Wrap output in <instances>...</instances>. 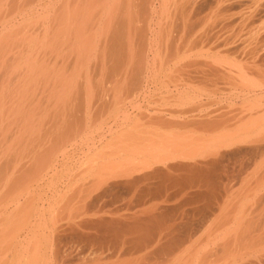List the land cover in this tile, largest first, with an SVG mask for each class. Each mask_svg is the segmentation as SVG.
<instances>
[{"label": "rangeland", "instance_id": "rangeland-1", "mask_svg": "<svg viewBox=\"0 0 264 264\" xmlns=\"http://www.w3.org/2000/svg\"><path fill=\"white\" fill-rule=\"evenodd\" d=\"M95 1L98 2V0ZM111 4H114L113 0L110 1ZM139 4L138 0H120L116 12L113 11L114 13L110 15L107 5L108 10H105L107 15L104 14L106 18L100 23L97 22L99 17L96 18L92 55L93 104H85L84 89L81 91L80 104H38L40 101L47 102L50 99L58 76L53 70L38 73L35 78L38 80L35 83L34 80L29 88L19 90V94L28 95L24 104H0V184L3 186L2 190L0 189V194L2 193L0 201L4 207L6 202L10 204L15 199L16 201L12 203L18 204L20 200L22 204L20 206L25 207L23 210L31 213L22 211L27 216H24L27 221L24 224L17 219L18 217L9 218L8 220L12 219L7 220L11 222L10 225L4 217L0 218V230L2 229L0 232L4 230V234L0 233V236L4 235L0 237V264H10V262L15 264L19 257L18 253L22 256L20 261L24 263L23 258L29 253L28 250L32 248L33 251L36 250L34 244L37 246L39 244L42 250L41 256H45L46 253V257L53 263L55 260L52 259L58 249L62 248L66 251L72 248L74 257L70 256V261H67V258V264H86L85 261L90 264L89 260L94 262L93 259L95 260L93 264H159L157 261L160 258L159 261L162 262L164 258V264H168L171 259L168 246L172 244L169 248L173 257L177 255V252L180 254L181 252L177 250L182 242L187 241L185 233L195 234L190 245L188 241L186 244L191 246L194 243L196 246H193L195 248L193 252L185 253L189 256L192 252L190 264H264V155L261 159L258 156H254L255 158L242 156L243 160L238 155L245 147L222 148L219 154L218 150L216 152L215 148H211L212 144L209 146V142L208 144L202 142L203 137L210 136L211 133L216 136L214 134L217 131H212L220 123L216 126V121L210 126L208 116L216 114V111L219 114L221 110L224 120L223 117L220 120L226 121L228 111L229 116L233 115L230 118H234L237 111L239 114L241 110H246L248 104L247 106L242 103L229 104L225 100L226 103H224L223 99L218 100L222 104L216 103L217 100L216 102L213 100L215 104L203 100L209 104L205 102L202 104L201 99H198V103L195 100L193 104L194 100L191 102L188 99L193 94H188V97L185 89H183L184 92L180 90L181 96L178 95L173 84V74L168 67L171 56L164 51L167 45L164 48L165 43L163 42L162 47V42L161 44L160 41L158 42L159 48L160 45L164 48L162 54L160 51V56L167 53L165 57L161 58L158 55L159 59L156 58V60L153 56L144 57L143 50L146 47H143L141 40L143 34H139L140 39L137 32L143 27L140 23L143 18L139 15ZM166 40V44L170 45V41ZM132 44H135L137 52L135 56L128 52ZM140 46L142 49L139 48ZM58 73L62 74L60 71ZM83 75L81 71V83L85 80ZM32 91H34L33 94ZM32 100L36 104H30ZM240 108L241 110H238ZM230 118V121H226V125L229 124L228 121L231 122ZM205 119L209 122L208 126L215 129H205L208 128L202 124V122L207 123ZM200 124L202 127L199 126ZM222 125L226 127L225 122ZM203 127L205 131L208 130L211 133L204 132ZM209 136L208 140H211L213 136ZM204 141L206 142V138ZM64 152L66 154H63ZM250 161H253L252 166L247 165ZM248 167L251 168L250 171ZM249 175L253 178L251 179L253 181L251 195L255 194L256 198L254 195L247 201H240L243 199L244 191L249 189L247 185ZM70 178L72 179L69 182ZM100 180L102 182H99ZM83 182H91L90 184L93 185L95 183L94 191L91 190L92 185L83 186ZM8 185H11V188ZM222 186H226L227 194ZM86 189L91 191L88 192ZM9 192L13 194L10 195ZM83 193L88 194L90 198L85 197ZM7 195L10 198H6ZM83 214H89L87 218L85 217L87 221H84ZM24 217H21L22 220H25ZM1 219H4L3 223L6 221L8 224H3ZM15 219L20 221L19 225L23 224L25 227L27 224L26 228L20 226L22 230H25H21L23 233L18 227L15 229L18 234L15 230L13 232L12 222ZM54 219L59 221L60 225L66 226L72 221L73 223H70L71 226L62 228L66 232L63 230H60L58 234L52 232L53 238L48 240L51 236V227L58 223ZM28 221L33 223L32 228L30 227L32 224L29 225ZM53 222L55 224L51 225ZM75 225L80 227L77 228ZM72 226L73 228L70 229L69 227ZM13 227L15 228L16 224ZM170 228L183 231L176 232L177 242L172 240V243L163 239L161 241L166 240V243H162L159 236L163 235L162 233H168L167 230L171 231ZM28 230H34V233ZM35 233H37L34 235L36 240L33 241L32 234ZM44 235L48 237H43ZM179 235H182L181 238ZM57 236L58 239H56ZM26 239L32 240L29 242H33L34 247ZM6 240H9V243L8 241L6 243ZM58 242L60 248L57 246ZM158 243L163 244L162 247ZM26 244H29V249ZM36 251L39 253L40 249ZM179 254L176 256L178 259L176 257L175 259L180 262L179 264H183L184 261L181 263V259L187 256L182 253L180 257ZM44 256L39 258L42 259ZM176 260H174L175 264H178Z\"/></svg>", "mask_w": 264, "mask_h": 264}, {"label": "bare ground", "instance_id": "bare-ground-1", "mask_svg": "<svg viewBox=\"0 0 264 264\" xmlns=\"http://www.w3.org/2000/svg\"><path fill=\"white\" fill-rule=\"evenodd\" d=\"M110 1L111 0H100V1L98 0V2H96L95 0H0V104H24L25 100L28 98V95L19 94V90H21L22 88L24 90L29 88L31 83L34 80H35L34 83L38 80V79H35L36 75L38 73H41V72L46 73V71H48V70H53V71L57 72L58 76L56 77V84L53 87V90H52L51 95H50V99L47 102L40 101L38 104H80L81 91L83 89H84L83 93H84L85 104H93V87H92V69H93L92 60H93V57H92V55H93V48H94L93 45H94V38H95V36H93V34H94L93 31L95 28L94 27L95 23L96 24H97V22L100 23V21L102 19L106 18L105 16L107 14L105 13V10H108L106 8L107 5L109 8L110 15L112 13H114L113 11H115V12L117 11L116 10L118 7L117 5L120 2V0H113L114 4H111V5H110ZM138 2L140 3L139 4L140 7H138V8H140V11H139L140 14L139 15H141V18H143V20H141V22H140V23H142V25L141 24L140 25L143 27L139 28L141 31L138 30L137 32H138V35L143 34L142 39H141V35H139L140 36L139 38L142 40L143 47H146L145 50H143L144 54H145L144 57L147 56L149 58L150 56H153V58H155V60H156V58L159 59L160 51L162 54V51L165 48V45H167V47L170 46L168 49V50H170L171 44H172L171 51H173V52H171V51H170L171 53L168 52V50H166L167 47L164 49V51H167L168 56L169 55L171 56V57H169V59H171V62H170V65L168 67H169V70H171L170 71L171 74H173V76H172L174 79L173 84H175V89H176V91H178L177 92L178 95L181 94L180 90H182L184 92L183 89H185V92L186 91L188 92V93H186L187 96H188V94H193V95H190V97L188 96L189 97L188 99L191 100V102H193L192 100H194L193 104H195L196 101H197L196 103H198V101L200 99L202 100L201 101L202 104H205V103L209 104V102L211 104H215V103H213V100H215V102H216V100L218 101L220 99H223V101L225 100L229 104L242 103V104H245L246 106L248 104L247 107L245 106L246 110H241V108L238 109L241 111L239 114H238V111H237V113L235 112L236 115L234 118H230V116H233V115L229 116V114H228L229 111L227 110L228 111V113H227L228 116H226V117H228L227 120H229V118L231 119V122H229L230 120L227 122V123H229L228 125H226L227 120L223 121L224 116L221 115V114H223L222 112L220 113L221 110L219 111L220 115L217 114V111H216V114L214 113L215 115L211 112L213 115L211 114L212 116L207 117V119L210 120V123L207 122L206 119H205L206 121L205 120L204 121L207 123L204 124L202 122V124L208 128L203 127L202 129L203 130H204V128L205 129H209V128L215 129V127H209L208 123H209V125L211 124L210 126H212V124L216 123V121H217V124H215L216 126L218 125L219 122L222 124H223V122H225L226 127H224V125L219 123V125H218L219 127L218 126H217L218 128L216 127V129H218V130L215 129L214 131H212V132L217 131V132H215V134L213 133L216 136H213L211 131H208V130L205 131L204 130V132H209L207 134L211 133L210 136L211 137L213 136L211 139L212 141L208 140L209 135H207L206 137H203V141L201 139L200 140L203 143H207V144L209 142L210 143V144H208L209 146H211V144H212L211 148H215V151L218 150L219 154H220V151L223 150L222 148L228 149L229 147L234 146L233 148H235V146H237L239 148L245 147V149H242V151H240L241 153H239V155H238L239 157H242V156H244V157L245 156H253V157L258 156L261 159V157L264 155V0H138ZM97 12H99V13H97ZM104 14H105V16H104ZM110 15L108 14L109 18H110ZM97 16L99 18L97 19L98 21L96 22ZM105 22H107V20ZM164 22H166V23H164ZM162 33H163V35H162ZM166 37H168V38H166ZM139 38H138V40H139ZM159 39H162L163 41L159 40ZM165 39H168V41H170L169 44L170 43L171 44L170 45H168V43L166 44L167 40L165 41ZM158 42L160 44L162 42V47H163V42L165 43L164 48H162L160 45V48H162V50L159 48ZM144 44L145 45L147 44V46H144ZM157 46L159 49L157 48ZM129 47H128L129 48L128 52H130V54L132 53L133 56H135L137 54V52L135 50V44H132V46H129ZM141 47L142 46H140L139 48H141ZM139 52H141V51H139ZM140 54H142V53H140ZM165 55L160 56V57L161 58L165 57ZM144 60H146V59H144ZM133 66H135V65H133ZM140 69H141V67H140ZM58 71L62 72V74L58 73ZM81 71L84 73L83 76L85 77V80L83 83L80 82ZM185 75H186V77H185ZM33 93H34V91H32V94ZM29 98H30L29 99V102H30L31 97L29 96ZM203 100H206V101L208 100L209 102H205ZM225 101H224V103H226ZM216 103L222 104L219 101ZM30 104H36V102L32 100ZM251 104H253V105H251ZM249 105H251V106H249ZM193 108H194V106H193ZM189 112H190V110H189ZM217 115H219V116H217ZM224 115H226V114L224 113ZM213 116L214 117L217 116V117L213 118ZM209 117H210V119H209ZM221 117H223V120H220V119H222ZM211 118H212V121L215 119V121H213V123L211 121ZM191 123H193V122H191ZM202 124H200L199 126L202 127ZM172 125H174V124H172ZM179 128H180V126H179ZM181 128H182V126H181ZM192 129H193V126H192ZM210 130H212V129H210ZM205 138H206V142L204 141ZM185 140H186V137H185ZM192 140H193V138H192ZM196 140H194V141H196ZM188 145H189V142H188ZM93 146H94V144H93ZM21 148L23 149L24 147L22 146ZM133 148H134V146H133ZM63 154H66V153L64 152ZM63 156L65 157L66 155H63ZM221 157H223V156H221ZM234 157H236V156H234ZM244 157H242L243 160H244ZM253 157H252V159H253ZM243 162H246V161H243ZM251 162H253V161H250L249 164H247V165L252 166L253 164L251 165ZM65 164H66V162H65ZM249 167H248V170L250 171L251 168L249 169ZM35 170H37V169H35ZM145 170H147V169H145ZM49 171L50 170H48V172ZM57 172H59V171H57ZM54 173H56V172H54ZM96 174H94V175H96ZM51 175H53V174H51ZM99 175H100V173H99ZM59 176H60V174H59ZM253 177H254V174H253ZM71 179L72 178H70L69 182L71 181ZM251 179H253L251 176L249 179H247V181L249 180V182L247 184L249 189L247 187L246 190L248 189V191H244L245 193L242 194L243 199H241L239 196V199H241L240 201H242V200L247 201L248 198L250 199L252 196L254 197L255 194L251 195V192H252L251 188H252V182H253V181H251ZM87 182H83L84 183L83 186L92 185L91 190L94 191V188L96 187V186L94 187L95 183L93 185V184H90L91 182H89V183H87ZM99 182H102V181L100 180ZM86 183H87V185H86ZM52 185H53V183H52ZM0 186H1V184H0ZM4 186H6V184ZM226 186H224V187L222 186V187H223V190L225 188L224 191L227 194ZM2 187L3 186H1L0 189ZM9 187L11 188V185ZM14 187H15V185H14ZM29 187H27V188H29ZM83 188H85V187H83ZM227 188H228V186H227ZM3 190H5V189H3ZM91 190L89 189V191H91ZM10 191L13 192L14 190L13 191L10 190ZM86 191H88V190L86 189ZM3 192H5V191H3ZM84 192H85V190H84ZM86 193L85 194L83 193V194L85 195V197H88L87 196L88 194L86 195ZM253 193H254V191H253ZM9 194L12 195L13 193L11 194L9 192ZM19 194H20V192H19ZM8 195L5 197L10 198ZM16 195H17V193H16ZM16 197H14V198H16ZM0 198H1V196H0ZM18 198H20V197H18ZM88 198H90V197H88ZM255 198H256V195H255ZM14 200L13 201L11 200V201L14 202ZM234 200H235V198H234ZM5 201H6V199H5ZM12 202L10 204L8 202H6V203H4L5 206L2 207L3 204L0 201V204H1L0 207H2L0 209V218L4 217V219H6V221H7L9 218L18 217L17 219L21 220L23 222V224L27 223L26 218H25L27 216H25L26 215L25 213H27V214H31V213L26 212V210H23L25 207L22 208L20 206V204H21L20 200H19V202L17 201L18 204H15L16 202L15 203H12ZM31 203H33V202H31ZM260 205H259V207H261ZM20 209H21V213H20ZM22 211H24L25 213H23ZM57 212H59V211H57ZM222 213H223V211H222ZM20 214H22V215H20ZM85 215L83 214L84 219H85L84 221H87L86 218H87V216H89V214L88 215L85 214ZM19 216H20V219H19ZM21 217L22 218L24 217L25 220L24 219L23 220L26 222H24ZM28 218H29V216H28ZM59 218H61V217H59ZM59 218H58V220H59ZM4 219H1L2 223H3ZM17 219H15L16 223H15V221L12 222L13 226H15V224H16L15 228L12 226L13 232L15 229H17V227L20 229V232L25 231V230L21 229V227H24V225L23 224H22L23 226L19 225L21 223H19L20 221H18ZM10 220H12V219H10ZM10 220H8V221H10ZM28 220H30V219H28ZM34 220H35V217H34ZM54 220H56V219H54ZM6 221L4 223L8 222V221L7 222ZM79 221H81V220H79ZM30 222H31V220H30ZM57 222L58 223H56V224L54 222H53V224H51V225H54V224L55 225L53 227L50 226L52 228L51 229L52 231L50 230L52 237L47 234L48 236H50L49 237L50 239L48 238V240H51V238H53L54 233L58 234L60 230L64 231V229H62V228L66 227V226H71L70 223H73V221H72L65 226L62 224L60 225L59 221H57ZM10 223H9V225H10ZM40 223H41V221H40ZM28 224L29 225L32 224L30 227L31 228L33 227V223H29V221H28ZM35 224L37 225V223H35ZM35 224H34V226H35ZM77 225H78V223H77ZM77 225H75V226L77 227ZM26 226H27V224H25L24 228H26ZM143 226H145V225H143ZM44 227H45V225H44ZM78 227H80V225ZM168 227H170V226H168ZM69 228L72 229L73 226L69 227ZM170 229H171V231L167 230L168 233H165V234L162 233L163 235L159 236V238L161 237L160 241L163 239H167V241L173 243L172 240H174V241L176 240V234H177L176 232L183 231V230L179 231L178 228H176L178 230H175V228H170ZM172 229H174V230H172ZM34 230H35V228H34ZM34 230H31V231L28 230V232L34 233ZM160 230H162V229H160ZM63 231H61V233ZM3 232H4V230H3ZM6 232L8 233V231H6ZM9 232H11V231H9ZM15 232H17V230H15ZM52 232H53V234H52ZM64 232H66V231H64ZM162 232H163V230H162ZM188 232H189V229H188ZM30 233H29V235H31ZM17 234H18V232H17ZM39 234H40V232H39ZM259 234H260V232H259ZM32 235H33V239L31 237L30 238L33 241H34V239L36 240V236L34 238V235H37V233L32 234ZM194 235H192L191 233H185V238L189 243L187 241L182 242L180 245L177 243L179 245V247L177 246L178 250L176 248L175 249L177 251L181 252L180 254H182V253L185 254L186 252L189 254L190 251L195 250L194 247H196V246H194V243H192L191 246H189L190 243L192 242V238L194 237ZM2 236H4V235H2ZM2 236H0V237H2ZM17 236L18 235H16V237ZM58 236L56 239H58ZM181 236L182 235H179L180 238H181ZM241 236H242V234H241ZM16 237L14 236V238H16ZM43 237H46V235H44ZM54 237H56V236H54ZM17 238H16V240H17ZM27 238H28V236H27ZM22 239H24V237ZM144 239H145V237H144ZM32 240H27V241L30 245L32 244V247L36 246L35 247L36 250L40 249V252L38 253V251H36V250L33 251L32 250L33 248L31 247L32 249H30V251L28 250L29 253L25 254V257L23 258L24 263H22L20 261L22 256H21V254L18 253L19 257L20 256L21 257H20V259H19V257H18V259L16 258L17 262L15 264H17V263L18 264H44V263L52 264L53 261H51V259H48V257H46V253H45V256L43 255L44 258H42V259L39 258V257H43V256H41L42 250H41L39 244L37 246L33 242L32 243L29 242ZM3 241L5 242V239H3ZM3 241H1V242H3ZM7 241L9 243V240H6V243H7ZM56 241H58V240H56ZM160 241H158V242H160ZM165 241H163V242L166 243ZM178 241H180V240H178ZM175 242H177V240ZM35 243L37 244V241ZM56 243H55V246H56ZM60 243H61V241H60ZM141 243L142 242H140V244ZM147 243H148V241H147ZM187 243L189 245H186ZM20 244H22V243H20ZM29 244H26V245L29 246ZM33 244H34V246H33ZM58 244H59V242H58ZM158 245H159V243H158ZM161 245H163V244H160L159 246L162 247ZM166 245H165V247L168 246V245L167 246ZM171 245L172 244H170L169 246L171 247ZM57 246H58V248H60L59 247L60 244ZM57 246H56V248H57ZM169 246H168V249L171 252V249L169 248ZM1 247H3V246H1ZM24 247H26V246H24ZM174 247H175V244H174ZM29 248H30V246L28 247V249ZM56 248H54V250L58 249V248L57 249ZM63 249H66V248L63 247ZM71 249L63 251L61 248V249H58L57 252L51 251L53 253L56 252L55 257L52 256L53 253L51 254V256L53 257L52 260H55L53 264H67L68 262H66V259L68 258L67 261L68 260L70 261L69 257L72 255L74 257V253L72 252ZM157 249H159V248H157ZM172 249H173V247H172ZM162 250H164V249H162ZM166 252H167V250H166ZM170 252H169V254H170L171 259H169V257H168L169 261L166 258L165 259L169 263L173 262L175 264V261H174V260H176L175 257L179 253L177 252V255L175 257H173L172 253H170ZM192 252L189 255L190 257L185 254L187 257L184 256L185 258L183 257L181 259V263L184 261L183 264H190L191 258H192V255H191ZM42 254H44V253H42ZM165 254L167 255L168 253H165ZM121 255H123V254H121ZM171 256L174 258L173 260H172ZM181 256L182 255H180V257ZM80 257H81V254H80ZM180 257H179V259H180ZM163 259H162V262L159 260L157 262L159 264H161V263L164 264L165 261H163ZM101 260H103V259H101ZM142 260H143V258H142ZM218 260H219V258H218ZM6 261L8 262V260H6ZM72 261H73V259H72ZM93 261L95 262L94 259H93ZM3 262H4V260H3ZM85 262H87L86 264H88V261H85ZM89 262H91L90 264L94 263L90 260H89ZM101 263H104V262H101ZM179 263L180 262H178V264ZM1 264H4V263H1ZM10 264H11V262H10Z\"/></svg>", "mask_w": 264, "mask_h": 264}]
</instances>
